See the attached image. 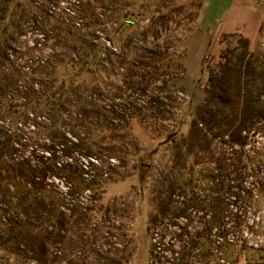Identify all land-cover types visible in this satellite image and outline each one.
Returning <instances> with one entry per match:
<instances>
[{"label": "rangeland", "instance_id": "rangeland-1", "mask_svg": "<svg viewBox=\"0 0 264 264\" xmlns=\"http://www.w3.org/2000/svg\"><path fill=\"white\" fill-rule=\"evenodd\" d=\"M200 4L0 0V264H264V33L189 67Z\"/></svg>", "mask_w": 264, "mask_h": 264}, {"label": "crops", "instance_id": "crops-1", "mask_svg": "<svg viewBox=\"0 0 264 264\" xmlns=\"http://www.w3.org/2000/svg\"><path fill=\"white\" fill-rule=\"evenodd\" d=\"M261 32L264 33V0H201L191 32L189 67L201 71L204 56H219L225 36H243L254 48ZM189 67V73L197 72ZM230 264L246 263L236 258Z\"/></svg>", "mask_w": 264, "mask_h": 264}, {"label": "trees", "instance_id": "trees-1", "mask_svg": "<svg viewBox=\"0 0 264 264\" xmlns=\"http://www.w3.org/2000/svg\"><path fill=\"white\" fill-rule=\"evenodd\" d=\"M15 106H16V109H14L15 110V112L17 113V115H16V117H17V122H18V120H23V121H26V120H28V118H29V115L31 114V112H29L27 109H26V107H27V105H26V103H24V102H21V103H19V102H16L15 103ZM8 131H6V133H5V140H7L8 142H9V144H13L14 143V141H15V138L17 137V135H18V130H20V128L17 126V127H15V129H7ZM74 146L77 144L75 141H72L71 142ZM71 147L72 146H69V145H64V149H65V151H67V152H69L70 150H71ZM28 196H33V198L34 199H41V196L40 195H38L36 192H33V193H31V192H22L21 193V195L25 198V197H27V195Z\"/></svg>", "mask_w": 264, "mask_h": 264}, {"label": "built area", "instance_id": "built-area-1", "mask_svg": "<svg viewBox=\"0 0 264 264\" xmlns=\"http://www.w3.org/2000/svg\"><path fill=\"white\" fill-rule=\"evenodd\" d=\"M231 240H233V238L230 237Z\"/></svg>", "mask_w": 264, "mask_h": 264}]
</instances>
